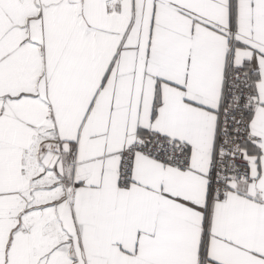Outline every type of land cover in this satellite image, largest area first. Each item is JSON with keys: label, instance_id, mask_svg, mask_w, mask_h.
Masks as SVG:
<instances>
[{"label": "snow or ice", "instance_id": "obj_1", "mask_svg": "<svg viewBox=\"0 0 264 264\" xmlns=\"http://www.w3.org/2000/svg\"><path fill=\"white\" fill-rule=\"evenodd\" d=\"M0 264H264V0H0Z\"/></svg>", "mask_w": 264, "mask_h": 264}]
</instances>
